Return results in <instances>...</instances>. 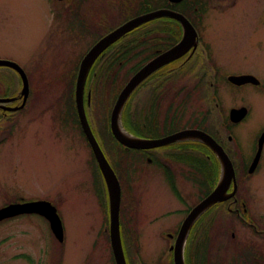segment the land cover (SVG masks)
Masks as SVG:
<instances>
[{"label": "rangeland", "instance_id": "374dc122", "mask_svg": "<svg viewBox=\"0 0 264 264\" xmlns=\"http://www.w3.org/2000/svg\"><path fill=\"white\" fill-rule=\"evenodd\" d=\"M73 1L0 0V60L14 62L25 72L33 95L29 99L32 105L4 115V123H0V208L10 200L49 201L57 209L65 235L63 243L58 242L37 215L0 222L2 264H27L18 258L21 255L29 256L34 264H114L102 179L86 139L77 123L74 128L68 117L69 109L75 107L72 74L77 72L76 61H80L90 45V41L78 39L66 27L65 11L70 10ZM211 3L205 23L220 71L263 78L264 0ZM58 14L61 19L55 18ZM155 26L157 23L149 26L146 33ZM135 66V63L122 65L111 84L106 79L98 82L101 85L95 83L86 103V115L101 149L120 176L121 223L127 259L130 264H172L166 251L169 240L161 231H175L206 190L214 189L217 173L211 159L206 160L210 175L207 183L202 175L192 179L182 166L172 163L179 197L176 198L155 165L144 159L138 163L133 154L124 155V147L110 132V116L115 99L129 77L126 75ZM68 69L70 73L64 75ZM103 83H108L107 93ZM20 91L19 75L0 67V99L15 98ZM219 96L221 113L227 114L230 107L239 105L249 110L247 119L234 128L235 141L241 145L243 155L249 157L256 134L264 125V96L258 95L253 87L238 89L223 80ZM190 99L184 107V122L180 124L192 126L199 119L197 109L201 108L202 100ZM7 104L13 103H0V114L9 111L5 108ZM130 105L125 110L126 121L121 114L117 120L120 130L127 134L125 124L131 131H139L132 124V116L137 115L138 109L135 104ZM212 113L217 116L218 108L212 109ZM207 118L211 120L212 114ZM0 119L3 120L1 115ZM173 153V149L164 151L160 159L169 163ZM205 155H209L207 150ZM236 161L239 163L237 157ZM237 184L249 202V206L245 205L247 221H243L241 211L240 217L235 212L240 209L239 203L220 204L202 219L188 240L185 253L189 257L191 248L198 247L196 243L205 237V250L215 248L208 255L211 264H264V233H261L264 231V150L258 171L251 177L240 175ZM198 232L206 234L199 236Z\"/></svg>", "mask_w": 264, "mask_h": 264}, {"label": "flooded vegetation", "instance_id": "af4514ba", "mask_svg": "<svg viewBox=\"0 0 264 264\" xmlns=\"http://www.w3.org/2000/svg\"><path fill=\"white\" fill-rule=\"evenodd\" d=\"M212 1L213 0H180L178 2H170L169 0H74L72 2L73 5L70 10L65 11V13H67L66 27L72 34L76 33L78 39L90 41V45L81 56L80 61H76V64L78 63L79 66L85 54L94 46V44H96V42H98L109 32L115 30L126 21L134 17L156 10L166 9L181 14L182 16L187 18L197 33L198 44L196 46V49L194 51L190 50L187 53L181 55L173 62L161 66L156 71L152 72L150 75L144 78L136 86V88L129 95L124 104L121 118H123V121H126L125 114L127 108L131 106V103L133 105L135 104V108H137L138 111L136 116H132V124L133 126L137 125L136 128H138L139 131H131L130 128H126V124L125 129L129 134L141 140H159L174 133L189 129L202 131L210 135L216 141V143L223 148L224 152L231 160L236 174L239 176H247L251 162L255 154L257 153L258 141L262 132L264 131V125L256 134L249 157H245L243 155V149L241 145L234 139V128L236 126H239L247 119L249 110L246 106L239 105L230 107L227 114L223 112L221 113V98L219 96L220 86L223 80L227 84L238 89L245 86L253 87L258 95L264 96V77L259 78L256 75L250 73H223L222 71H220V66L216 61L215 55L212 53L211 43L208 39L209 29L207 24L205 23L206 14L210 9L209 7L212 5ZM218 1L221 0H217V2ZM65 13L63 15H65ZM55 18L61 19L62 17L58 14L57 16H55ZM153 23H157V26L153 27L152 31L146 33V29L149 26L153 25ZM182 36L183 28L178 21L169 17H161L136 26L132 31L126 33L118 41L114 42L96 58L86 77L83 92L85 111L86 103H88L87 98L92 94L95 83L98 84V82H101L102 79H106L108 80V83L111 84L113 80L118 77V69L122 65L135 63V68L129 70L128 75H126L129 76L127 79V81H129V79L133 77L137 72H139L146 63L155 59L160 54L166 52L175 44H177ZM99 64H102L100 68ZM76 71H78V67L76 68ZM69 73L70 72L68 69V72H66L64 75H68ZM240 75L254 76L257 81L241 86H234L227 81V78L229 76ZM72 77L75 80V88L77 72H73ZM127 81L123 84L120 91L125 87ZM108 83H103V90L106 93L107 90L105 86L106 84L108 86ZM190 94L192 95L191 99L189 97ZM189 99L194 100V102H200L202 100L201 108L198 106L197 109V112L199 113V119L196 124H192V126L185 123L180 124L184 122L186 113L184 111V107L187 105ZM137 103L139 107L137 106ZM16 105H18V101L14 102L11 105L7 104L5 108L9 109L15 107ZM30 105H32V103H30ZM242 107H245L247 109L244 118L239 122H231L229 120L230 110L232 108L238 109ZM214 108H218L217 116L216 113H212V109ZM206 112H208V114H206ZM1 113L3 115H6V113L4 112ZM211 114L212 119L210 120L207 117L211 116ZM214 115L216 118H214ZM68 117L71 118L73 127L75 128V123H77L80 133L83 134L80 123L76 122L78 121V117L75 107L74 110L69 109ZM128 120L129 119H127V121ZM2 122L4 123V119H0L1 124ZM9 123L12 125L14 124V122ZM89 125L91 126L90 122ZM67 126L71 125L67 124ZM189 144L191 145L190 148H188ZM172 149L174 150L173 154L176 161H174V158H170L169 163L166 160L164 164L160 159L161 153ZM206 150L209 153V155L207 156L205 155ZM263 150L264 141L262 143L260 159L253 174L258 171ZM131 154H133V159H136L138 163L145 160L146 163L155 165V168L162 173L164 182L169 191L173 193L176 198L179 197L177 195V189L174 185L175 178L173 174L172 163L182 166L185 173L190 174L193 179L196 178L195 175H203L202 168L204 166L205 156L207 160H213L214 164L217 161L215 156L212 155L211 152H209V150L206 149L202 143L194 140L179 141L174 144L152 149H132ZM170 154L171 153H169L168 155ZM236 157L239 160V163L236 161ZM253 174L248 176L251 177ZM237 190L240 191V194L242 196L240 194L237 195ZM237 190L234 197L228 200L226 204L227 206L230 204L231 206H236L239 203L242 212L245 214L247 213L245 205L248 206L249 202L247 196H245V191H241L238 186ZM231 191L232 187L228 190V193H230ZM204 197L205 195L203 196V198ZM30 201L36 200H10V202L7 204L24 203ZM5 205H2V207ZM238 211H240V209L235 210L237 216H239L240 214ZM18 217L21 216H17L14 218ZM41 218L49 227L48 222L43 217ZM243 221L247 220H244L243 218ZM181 223L180 225L178 223L179 226H176L174 232L161 231V235L169 240L166 251L168 258H170L172 264H174L173 247L175 245ZM198 224L199 222H197L190 231L189 236L186 240V244L184 246L185 264H211L208 255L210 254L211 250L214 251L215 248H207V250H205L204 245L207 239L205 237H201V241H198L196 243L198 247L191 248V252H193L194 258H191L190 260L188 254L185 253L187 245L189 244L188 240L194 234V230L197 228ZM252 227L254 229L257 228L256 226ZM261 233H264V231H261ZM197 234H199L200 236L206 233L198 232ZM217 251H219V249ZM217 251H215V255ZM18 258L23 259L27 264H29V262L31 264H34L32 259H30L27 255H21ZM0 264L2 263L0 262Z\"/></svg>", "mask_w": 264, "mask_h": 264}, {"label": "water", "instance_id": "95a60500", "mask_svg": "<svg viewBox=\"0 0 264 264\" xmlns=\"http://www.w3.org/2000/svg\"><path fill=\"white\" fill-rule=\"evenodd\" d=\"M170 1L178 2L180 0ZM163 16H168L178 21L184 29L183 36L177 45H175L172 49L160 55L153 61L146 64L139 72H137L130 79L125 88L119 94L111 111L110 131L116 141L122 146H124L126 150L152 149L174 144L179 141L194 140L206 146L219 161L220 175L215 188L189 211L180 226L176 242L173 247L174 264H184V244L195 222L214 205L224 202L227 199L233 197L236 191V180L234 170L232 168L230 160L228 159V156L224 153L223 149L209 135L205 134L204 132L198 130H184L159 140H141L130 134H127L123 130H120L121 128L118 125L119 121L117 120H119V114H121L120 112L122 111L127 98L129 97L131 92L136 88V86L160 66L179 58L182 54L186 53L192 47H196L195 43L197 34L192 25L188 22L185 17L181 16L180 14L167 10H159L134 18L125 23L124 25L120 26L119 28L113 30L112 32L101 38L86 53V55L80 62L75 86V106L83 134L92 151L94 159L97 163V167L101 173L106 187L109 212V240L115 264H126L121 243L119 223L121 188L116 174L114 173L109 162L104 156L99 146V143L97 142L88 123L83 103L84 84L91 66L95 62L96 58L105 49H107L111 44L116 42L125 33L132 30L134 27L152 19ZM0 67L9 68L15 71L20 77L22 88L19 96H21L22 102L18 107L10 108L9 111L15 112L21 110L25 106L29 94V85L27 77L24 71L14 62L0 60ZM228 80L232 84L240 86L255 81V78L252 76H230ZM13 100L15 99H0V103H7ZM245 115V108L231 109L229 117L232 122H238ZM263 141L264 133L259 139L258 150L249 167V174H252L254 172L258 164ZM230 186H233V189L232 192L228 194L227 191ZM24 214H36L44 217L48 221L50 230L55 239L60 243L63 242L64 234L62 222L56 212V208L51 203L46 201L10 204L8 206L0 208V222Z\"/></svg>", "mask_w": 264, "mask_h": 264}, {"label": "trees", "instance_id": "16d2710c", "mask_svg": "<svg viewBox=\"0 0 264 264\" xmlns=\"http://www.w3.org/2000/svg\"><path fill=\"white\" fill-rule=\"evenodd\" d=\"M113 139V138H112ZM102 148V147H101ZM103 150V149H102ZM103 152H104V150H103ZM131 152H132V150H126V149H124V155L126 156V155H129V154H131ZM106 155V154H105ZM207 159H205L204 160V166H203V168H202V173H203V178H205V182L207 183L208 182V179H209V173H207V164H206V161ZM215 169H216V173H217V175H216V181H217V178H218V165H217V163L215 162ZM113 167V166H112ZM96 169H97V171H98V173H99V175H100V172H99V170H98V168H97V166H96ZM113 169H114V171H115V173H116V175L118 176V179L120 180V176H119V174H118V172L116 171V169L113 167ZM100 177H101V175H100ZM101 179H102V177H101ZM121 181V180H120ZM102 184H103V188H104V193H105V196H106V203H107V195H106V190H105V186H104V183H103V180H102ZM208 192H209V190H206V192H205V196L208 194ZM219 205L220 204H217V205H215L213 208H211L207 213H205L204 215H203V217L201 218V220L200 221H198L199 223L202 221V219H204V217H206L207 216V214H209L211 211H214V210H216L218 207H219ZM121 210H122V202H121ZM120 210V213H121V215H122V211ZM122 224L123 223H121V236H122V242H124V231H123V226H122ZM134 240H138L137 238H135ZM123 246H124V243H123ZM137 247V246H136ZM124 248H125V246H124ZM138 248V247H137ZM137 248H136V250H137ZM125 254H126V252H125ZM127 256V255H126ZM245 256V255H244ZM128 258V257H127ZM190 258H194V255H193V252H192V254H191V256H190ZM127 261H128V263L130 264L131 263V261H129L128 259H127Z\"/></svg>", "mask_w": 264, "mask_h": 264}, {"label": "bare ground", "instance_id": "6f19581e", "mask_svg": "<svg viewBox=\"0 0 264 264\" xmlns=\"http://www.w3.org/2000/svg\"><path fill=\"white\" fill-rule=\"evenodd\" d=\"M184 30V29H183ZM184 141H189V140H184Z\"/></svg>", "mask_w": 264, "mask_h": 264}]
</instances>
